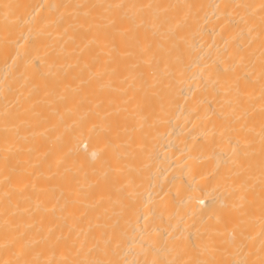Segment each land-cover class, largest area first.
I'll use <instances>...</instances> for the list:
<instances>
[{"label": "bare ground", "instance_id": "1", "mask_svg": "<svg viewBox=\"0 0 264 264\" xmlns=\"http://www.w3.org/2000/svg\"><path fill=\"white\" fill-rule=\"evenodd\" d=\"M262 4L0 0V262L259 261Z\"/></svg>", "mask_w": 264, "mask_h": 264}, {"label": "snow or ice", "instance_id": "2", "mask_svg": "<svg viewBox=\"0 0 264 264\" xmlns=\"http://www.w3.org/2000/svg\"><path fill=\"white\" fill-rule=\"evenodd\" d=\"M3 7L7 9H11L13 6L5 4ZM123 5L116 4V5H108V8H123ZM135 7V6H132ZM148 7H151L150 5ZM188 7H192L189 5ZM239 7V5L237 6ZM261 8L264 9V4L261 5ZM9 13H5V19L8 18ZM262 21H264V17H262ZM113 23H115L113 21ZM262 48H264V41H262ZM262 60H261V67H260V84L262 89V98H264V50H262ZM250 74V73H249ZM242 93L239 90V86L236 87V102L239 103L240 97ZM261 157H262V174H264V126H262V147H261ZM261 211H262V218H264V200H262L261 205ZM206 252L213 253V252H219L221 249L216 247L215 241H209L205 245ZM14 256H16V259L2 261L0 264H43V262L38 258L35 257L33 259H22L21 256L27 255V251L19 252V253H13ZM74 264H111V262L106 261H87V262H74ZM198 264H221V262H218L216 260H207V261H201L198 262ZM222 264H264V239L261 241V258L259 261L256 260H249V259H241L238 261H224Z\"/></svg>", "mask_w": 264, "mask_h": 264}]
</instances>
